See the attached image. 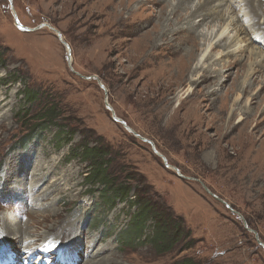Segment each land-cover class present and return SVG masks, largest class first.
Segmentation results:
<instances>
[{
	"label": "rangeland",
	"instance_id": "1",
	"mask_svg": "<svg viewBox=\"0 0 264 264\" xmlns=\"http://www.w3.org/2000/svg\"><path fill=\"white\" fill-rule=\"evenodd\" d=\"M119 1L91 0L90 6L95 3L91 8L87 0H75V5L83 2L78 7L71 5L72 0H0V257L10 250L23 255L24 246L6 232L22 224L37 236L34 247L26 249L36 250L47 235L49 241H57L61 264H264V250L257 243L258 239L264 245V59L240 56V70L236 65L221 69L228 58L216 61L206 73H199L210 75L208 80L192 84L193 92L180 102L173 100L166 112L158 102L145 100L156 94L155 80L169 68L170 57L150 48L153 66L136 72L127 54L157 22L162 7L166 15L160 23L166 25L172 0L161 6L150 0L139 8L136 34L121 28L107 41L105 51L100 34L105 18L93 15L104 4L120 8L115 4ZM141 1L133 0L131 6ZM15 17L25 31L17 28ZM147 18L152 23L139 31ZM215 18L208 21L217 26ZM176 24L185 27V20ZM195 27L197 32L207 31ZM187 48L183 45L181 54ZM181 54L171 58L172 64ZM214 69L231 73L221 87ZM127 77H132L130 85L124 82ZM186 89V83L179 87L181 94ZM24 91L37 92V101L25 104ZM177 92L175 85L171 97ZM105 103L132 132L113 120ZM45 106L56 107V123L40 129L29 144L16 142L26 132L20 112L30 110L34 115ZM221 106L226 107L223 117L218 116ZM198 107L205 118L199 133L214 141L204 150L193 147L194 142L177 129V123ZM177 111L175 127L168 116ZM217 127L221 137L227 133L222 139ZM66 128L75 132L70 141ZM141 138L152 142L165 162ZM81 142L105 150L104 172L114 186L131 188L126 199L113 193L116 187L104 194L101 185L86 183L90 160L79 157ZM218 145H228L229 159ZM33 182L38 187H30ZM136 197L149 200L183 229L169 251L156 252L151 245V221L140 236L135 233L127 241L135 231L130 228L137 214ZM44 216L46 229L36 224Z\"/></svg>",
	"mask_w": 264,
	"mask_h": 264
},
{
	"label": "bare ground",
	"instance_id": "2",
	"mask_svg": "<svg viewBox=\"0 0 264 264\" xmlns=\"http://www.w3.org/2000/svg\"><path fill=\"white\" fill-rule=\"evenodd\" d=\"M84 1L85 0H83V2ZM90 1L91 0H87L88 3L85 4L87 7L92 8L95 3L90 6ZM149 1L150 0H142L136 7L131 6L133 0H127L126 3H123V0H120L118 3L116 2L115 4L120 6V8H116L113 4H104L101 7V11H99L97 15H93V17L100 16V18H105L102 21L100 33L104 38L103 50H109L107 41L113 38L121 28L130 29L131 34H136L138 27H135L134 17L139 8L145 6ZM158 1V5L160 6L165 2V0ZM83 2L76 3L75 5V0H72L71 5L78 7L83 4ZM171 2V5L167 6L170 10L167 14L166 25L162 26L163 24L160 23L166 15V11L164 12L165 9L162 7L157 17V22L152 26L150 31L144 33L135 41L136 43L132 45L133 48L131 47L127 54L129 63L132 64L131 68L136 72L140 69L148 70L150 66H153L149 62L150 57L153 56V52H151L152 49H158L162 51L161 53L164 57H170L169 68L163 69V74L155 80L154 88L156 89V94H152L151 97L145 100L146 102H158L164 106L166 112L173 103V100L177 99L180 102L182 96L186 93V96H189V94L193 92L192 84L198 85L208 80L210 75L207 77L205 75H199V73H206L207 66L213 65L216 61L222 58H228L229 61L226 62V64L222 63L221 69L236 65L240 70L243 68V65L239 61L240 56L248 54L254 57L255 60L259 59L261 61V59H264V0H199L196 4L194 0H172ZM110 6L112 7L110 8ZM224 7L226 10L220 15ZM213 15L216 16L214 22L218 24L217 26L215 23L212 25L213 21H208V18ZM169 17H172L174 21L167 22ZM259 18L262 19V22L257 21ZM183 20H185V27H178L176 23L182 22ZM151 23L152 19L147 18V20L140 25L139 31H142V29ZM195 26L201 27L202 30H204V27H207V31L205 33H203V31L197 32L195 30L197 27ZM60 41L63 44L64 40L62 37ZM199 41L204 42V44L200 46L198 44ZM183 45H186L188 48L181 54ZM198 52L200 55L197 58L196 55ZM179 54L181 55L176 59L174 64H172L171 58ZM230 57H233V59H230ZM193 62L194 64L196 62L194 67L192 66ZM221 69H214L212 72L214 75L220 76L218 80L216 78V82L219 83L218 86L220 87L229 80L231 76V73L227 71L222 73ZM252 73H254L253 70ZM143 75L146 76L145 74ZM131 78L132 77H127L124 82L130 85L132 83L130 81ZM221 79L223 80L220 81ZM183 83H186L187 89L184 94H181L179 87ZM175 85L178 92L171 97V91ZM206 100L207 99H204L200 103ZM201 110L202 109L199 107L196 108L187 120L178 122L177 129L185 132L192 143L194 142L193 147L204 150L214 143V141L206 137H201L199 133V129L205 125L204 113H201ZM109 111H112L111 107ZM224 111H226V107L221 106L218 116L221 115L223 117ZM177 113L178 111L170 113L168 120L174 123L177 120L179 121ZM232 114L233 112L231 113V117ZM217 121L218 120H216V122ZM210 123L211 121H207V124ZM228 128L229 132L233 130L230 127ZM216 129L220 138V127ZM226 134L222 137H225ZM193 137L196 138V140H193ZM227 147L228 145L223 147L218 145V150L223 152L224 158L229 159ZM30 187L34 189L38 187V184L33 182ZM29 215L37 214L30 212ZM47 219L48 217L44 216L42 220H38L36 224L40 226L42 224L43 226L41 227L46 229L45 221ZM29 220L27 223H29ZM4 223L7 225L6 222ZM10 224L8 220V225ZM23 227L24 225L22 224H16L13 230H8L6 232L11 233L18 240V245L20 247L24 246V250H28L26 248L34 247V240L37 236H35L32 231L23 229ZM42 238L41 245L44 242H48L47 246L50 244L55 245L57 242L53 243L49 241L47 235H44ZM28 240H30V242L26 243ZM39 244L35 247L36 249L39 247ZM95 257H97V255H95ZM95 264H99V261L95 262Z\"/></svg>",
	"mask_w": 264,
	"mask_h": 264
},
{
	"label": "trees",
	"instance_id": "3",
	"mask_svg": "<svg viewBox=\"0 0 264 264\" xmlns=\"http://www.w3.org/2000/svg\"><path fill=\"white\" fill-rule=\"evenodd\" d=\"M37 99V92H23V100L25 101V104L32 105L37 101ZM56 112L57 109L54 106H45L34 115H30V110L29 112L28 110H23V112H20L22 115L19 113L21 116L18 117H20V120L24 121L21 122L24 124L26 132L25 135L17 139L16 142H20L19 144L23 143V145L33 142L40 129H46V127L52 126L54 123H56L58 118V114H56ZM62 129H65V126H63ZM66 133L67 134L65 136L69 141L75 135V132H70L68 129L66 130ZM78 148L81 150L79 157L85 161L90 160L89 169L91 170V177L89 180H86V183H88V185L91 187L95 185H101L105 190L104 194H108L107 191H110L116 187V192L113 193L121 197V200L126 199L127 195L131 191V188L123 186L122 188H118L117 186H114V181L104 172L108 165V160L105 159L107 156L105 150L102 148H88L87 143L85 142H81L78 145ZM105 198V195H103L101 201H106ZM133 206L137 208V214L132 224L133 228L131 226L130 229H134L135 231L132 234L129 233L127 236L128 242L136 237L135 233L140 236L141 232L145 228V224L148 221H151L153 224V236L151 237L150 242L151 245L156 249V252H160L162 250L169 251L175 245H177L183 236V229L180 228L181 226L178 222L172 220V217L169 214L165 213L163 210H159L149 200L140 199L138 197H136ZM129 230L122 233H128ZM187 263L190 264L189 262Z\"/></svg>",
	"mask_w": 264,
	"mask_h": 264
},
{
	"label": "water",
	"instance_id": "4",
	"mask_svg": "<svg viewBox=\"0 0 264 264\" xmlns=\"http://www.w3.org/2000/svg\"><path fill=\"white\" fill-rule=\"evenodd\" d=\"M10 1V0H9ZM14 21H15V23H16V25H17V28L19 29V30H26L25 28H23L22 26H20L19 25V23H18V21H17V18L15 17L14 18ZM58 36H59V34H58ZM59 38V40H60V36L58 37ZM105 106H106V109H109L110 110V107H109V105L107 104V103H105ZM111 113H112V116H113V120L115 121V122H118V123H120L121 125H123L126 129H127V131H129V132H132V130L131 129H129L128 127H126V125L121 121V120H119V119H117V118H115V116L113 115V112L112 111H110ZM135 136H137L135 133H133ZM141 140L143 141V142H146V143H148L150 146H151V149L153 150V152L156 154L157 152H156V150H155V148H154V145H153V143L152 142H150V141H148V140H146V139H144V138H141ZM158 154V156H160V154L159 153H157ZM161 157V156H160ZM162 158V160L165 162V159L163 158V157H161ZM226 205V204H225ZM226 207L228 208V205H226ZM245 228H247V227H245ZM256 237V236H255ZM256 239H257V237H256ZM257 243L259 244V246H261L262 248H263V250H264V245H262L261 244V242L257 239Z\"/></svg>",
	"mask_w": 264,
	"mask_h": 264
}]
</instances>
